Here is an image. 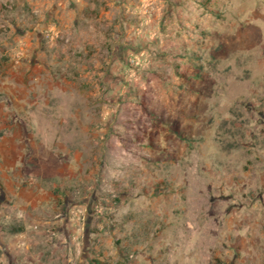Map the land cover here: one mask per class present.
Returning a JSON list of instances; mask_svg holds the SVG:
<instances>
[{
  "label": "rangeland",
  "instance_id": "374dc122",
  "mask_svg": "<svg viewBox=\"0 0 264 264\" xmlns=\"http://www.w3.org/2000/svg\"><path fill=\"white\" fill-rule=\"evenodd\" d=\"M94 261L264 264V0H0V264Z\"/></svg>",
  "mask_w": 264,
  "mask_h": 264
},
{
  "label": "trees",
  "instance_id": "16d2710c",
  "mask_svg": "<svg viewBox=\"0 0 264 264\" xmlns=\"http://www.w3.org/2000/svg\"><path fill=\"white\" fill-rule=\"evenodd\" d=\"M23 230H22V227H20V228H18V229H14L12 232L14 233V234H17V233H20V232H22ZM94 264H104V263H102V262H99V261H94Z\"/></svg>",
  "mask_w": 264,
  "mask_h": 264
}]
</instances>
